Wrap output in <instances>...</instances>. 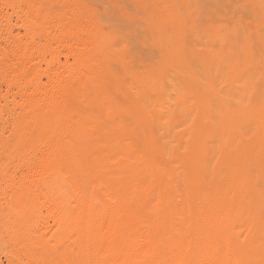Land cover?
Here are the masks:
<instances>
[{
  "label": "bare ground",
  "instance_id": "1",
  "mask_svg": "<svg viewBox=\"0 0 264 264\" xmlns=\"http://www.w3.org/2000/svg\"><path fill=\"white\" fill-rule=\"evenodd\" d=\"M51 1L25 0L22 19L30 30L5 56L11 75L2 79L0 94V197L8 193L10 201L0 210V228L12 259L17 264H53L54 257L61 264H264L259 24H249L248 34L230 27L220 50L208 54L204 80L181 74L175 62L168 71L176 83L169 73L167 84L160 68L146 65L137 73L112 56L103 29L86 17L79 0L70 2V9L63 4L68 23L51 36ZM6 36L12 38L9 30ZM249 36L262 57L256 58ZM111 63L119 65L118 73ZM221 75L227 78L216 86ZM118 92L130 98L127 110L113 98ZM135 95L158 98L151 110L161 113L162 136L143 126L150 105ZM161 137L167 139L164 146Z\"/></svg>",
  "mask_w": 264,
  "mask_h": 264
},
{
  "label": "rangeland",
  "instance_id": "2",
  "mask_svg": "<svg viewBox=\"0 0 264 264\" xmlns=\"http://www.w3.org/2000/svg\"><path fill=\"white\" fill-rule=\"evenodd\" d=\"M9 1L10 0L8 1L0 0V5L2 6V8L0 6V14H2L0 15L1 16L0 38L1 36L5 38L9 30L12 35V38L11 37L9 38H11L13 42V43L11 42V39L5 38L7 39L5 40L3 37H2L3 39L2 38L0 39V44L1 42L4 43L5 41L4 44H1L2 46L5 45V47L1 48L0 45V63H1L0 66L3 68L5 64L6 67L4 66L5 69L3 68L5 73H7V68H8V64H7L8 61L6 57H8L11 47L13 45L18 44L19 41L25 37L26 35L25 32L27 31V29L30 30V27L26 28L28 27V25H30L29 22L28 23L25 21L23 22L22 19L23 18L22 16H24V14L22 13H25L24 11H26V8H24L25 0H23V2L22 0H17V1L11 0L14 1V3L12 2V4H10ZM73 1L75 0H52L51 1L52 3L48 4V6H52V9H50L52 10V14L49 19V21L51 22L50 25H52L49 27L50 29L51 28L52 29L49 30L52 31L54 34L50 32L52 34L51 36H56V34H59L60 28H62V26L64 27L65 25H67L68 14H66L65 8L67 7V9H70L71 6L70 2ZM79 1L85 4L84 13L86 14V17L89 16L91 20H95L99 24V26L103 29V32L105 33V35L103 36L106 37L105 44L107 45V50H109L111 54L113 53L117 55V57L120 60L124 61L126 66L129 65L130 69L133 68L132 71L137 73L144 70L146 65H147L146 68H154L156 70H159L160 68L161 70L159 71L163 73V77L166 79V81L169 78V73L171 74V77L169 78L171 79V84L176 83V77L174 76V73L171 70L168 71V66L173 65L175 62H178V64L181 65L180 67L182 68L181 74L194 75V77L195 75L197 76L199 75L198 77L204 80L206 77L205 75H207L208 73L207 70L209 69L210 66V62L208 58V56L210 55L208 54L210 52H216L220 50V47H222L223 45L222 43H224L223 42L224 34L232 27H234L236 31L239 30L245 31L248 34V32L253 27V26H249V24L253 23L254 25L259 24L258 25L259 28H257V30L258 31L262 30L264 32V0H79ZM63 4L64 5L68 4V5H66L65 7L63 6ZM48 6L44 5L43 9H46V7ZM257 6L260 9L256 8ZM18 8L20 11L18 10ZM20 12L22 15L20 14ZM4 14L6 15V17H4L5 16ZM19 15L21 17L20 21H19ZM72 15L73 14H71V18H73ZM74 16L76 17L77 14H75ZM76 19L78 21V24L83 22L80 19V17H76ZM8 24L9 26H7ZM18 25L19 26L21 25V28L18 27ZM5 32L7 34H5ZM23 32L25 35L22 34ZM3 33L4 35H2ZM17 35L19 37V40L17 39L18 38ZM240 38L243 37L239 35L238 41H240ZM37 39L40 38H38L37 36L36 40ZM251 39L252 41H250ZM6 41L7 42L9 41L8 44H6ZM246 41L249 45H252L253 48L255 49L254 51L257 54L256 58L258 59L262 57L260 55L261 52L259 46L257 42L254 40V37L249 36ZM40 42H43L42 38ZM52 46L55 45L52 44ZM9 47L10 49H7ZM5 48L7 52L3 50ZM161 49H162V53H161ZM3 51L5 53V55L3 54L5 60L1 55ZM165 55L167 57H165ZM60 59L61 61H64V55L62 57L61 54ZM69 60L71 59L69 58ZM113 61L114 62L112 63L113 65H115V63L117 62H115L114 59ZM112 63H111V67L113 68L114 66L112 65ZM212 64L214 66H217L218 59L214 61ZM118 66L116 65L115 68H113V71H115L116 73H118L119 70L117 69ZM137 66L138 69L136 70ZM139 67L142 69L139 70L140 69ZM2 68H0V75H1L0 83L9 79L11 75L9 73L10 70L8 71L7 74L4 73V75H2L3 73ZM204 68L206 70H204ZM261 70L264 71V66L261 67ZM226 78L227 77H222V75L217 77L216 86L218 85L221 86L222 81ZM169 79L167 81V84L170 83ZM3 85L5 84L4 83H2V85L0 84L1 95L4 94L5 86L3 88ZM194 86L195 85H193L194 89L199 90V87L197 85L195 87ZM120 94L122 93L118 92L114 94L113 98L119 104V107L127 110L128 106L126 103V99L129 100L130 98L128 96L125 97ZM132 98L135 100H140L141 102L144 103V105L146 104L150 105L147 108V110L149 111V114L147 115L148 121H146V123L144 122L143 126L152 129V133H155L157 131L158 134L162 136L161 134L162 130H160V126H159L160 120L162 119L159 116V114L161 113L158 111V113L156 112L157 114L156 115L151 110L152 99H158V98L156 97L152 98V96L149 97L145 96L141 98L139 96L137 97V95H135V97ZM153 113L155 115H153ZM214 121L217 122L216 116L214 117ZM156 137L158 138L157 134ZM162 139L163 137H161L159 143L163 145V143L167 141V139H163V140ZM169 145L171 144H168V147ZM171 160L174 161L173 159ZM172 161H170V165L174 166ZM263 166H264V162H263ZM4 196L6 197V198L4 197L5 200L1 198L3 196L0 197L1 198L0 205H3V207L0 206V210L4 209V205L8 204V202L10 201L9 199L10 197L8 193H5ZM41 210L43 212L41 211L40 213L44 215L46 213V210L45 209L44 210L41 209ZM8 218L9 216L5 218V220L3 221L4 222L8 221ZM1 229L2 228H0V231ZM0 233H1L0 264H9V263L17 264L16 262L17 260H15L14 258L12 259V257L10 256L9 252L11 250V245L6 240L7 239V237H5L6 232L2 230ZM2 234L4 238L2 237ZM48 237L50 238V233L46 236L47 240H49ZM54 260L55 262L53 261L52 262L53 264H61L57 258L54 257Z\"/></svg>",
  "mask_w": 264,
  "mask_h": 264
}]
</instances>
